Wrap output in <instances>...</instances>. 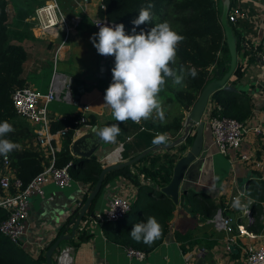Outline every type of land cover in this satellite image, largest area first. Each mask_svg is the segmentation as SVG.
<instances>
[{"label":"crops","instance_id":"obj_1","mask_svg":"<svg viewBox=\"0 0 264 264\" xmlns=\"http://www.w3.org/2000/svg\"><path fill=\"white\" fill-rule=\"evenodd\" d=\"M67 3L74 7L73 0ZM235 4L243 7L246 16L241 22L242 25L236 26L235 30L242 45L238 53L237 66L240 65L243 73L233 86L237 92L246 93L252 103V114L245 122L249 130L244 133L239 149L240 153L248 154L257 152L261 144V137L254 135L250 128L258 126L264 133V0H236ZM97 6L98 1L91 0L88 16L82 17L81 25L76 33L69 38L66 46L61 48L56 66L57 71L72 77V94L78 104L68 105L67 102L53 101L48 105V116L58 119L81 114L84 112L83 106H87L88 109L84 113L86 116H92L94 123L81 127L74 134L72 141L86 137L84 145L87 147L97 145L93 157L101 168L123 163L144 151L158 154L167 152L175 154L177 158L184 155L190 145L183 151H178L177 145L156 151L151 150L154 146H148L149 140L154 139L158 133L153 128L159 121L156 113L151 119L141 121L140 124L131 120L120 123L112 116L111 109L104 104L105 90L112 82L111 70L115 61L111 59L110 62L102 61L96 49L91 54L87 53L89 38L86 31L89 28L92 36L95 33L90 19L97 15ZM10 9L13 10L11 3ZM70 9L72 10L70 13L68 9L65 11L67 16L76 13V8ZM32 32L34 39L24 43L28 49V60L24 69L27 73L28 86L45 92L53 74V52L61 39L59 37L57 40H51L40 36L36 28ZM128 33L130 35L133 31ZM70 44L73 46L70 47ZM75 48H78V51ZM232 77L234 79V76ZM54 102L61 106H51ZM166 108L168 106L163 104V112ZM188 111H184L185 116ZM15 120L28 125L37 135L36 138L45 134L40 125L20 115ZM148 122H152V129L149 128ZM111 124H119L121 128L115 143H105L93 133L94 128ZM181 131L175 137L169 133L170 139L166 144L177 138ZM193 133L195 128L189 134ZM38 143L36 139L34 144L48 157L47 150L38 146ZM52 144L56 152L61 150L63 136L55 137ZM71 144L70 154L72 155ZM79 145L83 146L82 143ZM232 158H235V154L223 155L216 150L205 121L200 155L182 179L190 190L187 193L180 191L163 238L151 250L144 251L146 253L144 259L129 260L124 246L113 237L107 236L108 233H103L100 221L95 220L86 225L88 239L80 241L81 231L76 229L72 238L64 240L67 241L66 244L60 246L62 241L59 243L53 254V264L55 255L67 246L74 249V264H241L243 250L247 245H259L264 242V193H262L264 180L255 179L254 172L244 162L233 161ZM138 161L133 162L129 168L124 167L129 170L128 174L113 172L114 174L109 175L99 195L91 204V211L99 214L102 208L106 211L113 196H121L131 205L156 197L151 187L154 182L140 173V169L143 165H147V161ZM81 164L85 168L93 167L92 163L85 161ZM93 187L90 188L89 183H83L71 176L70 187L59 188L50 182L43 187L42 196H32L28 207L26 230L21 240V250L34 258L40 254L44 257L46 249L60 235H72L73 215L80 208L83 197H87ZM204 195L208 196L216 206L209 217L207 212H205L207 217L204 216V209L199 207L200 203L190 202L191 209L194 210H190V204L186 203L189 197L200 199ZM238 195L245 203L249 199L252 201L247 212L237 211L231 206L233 199ZM219 207L223 208L224 213L231 218V222H234L233 224L230 222L231 232L218 231L209 222L210 217ZM129 211L128 214L131 213V217H128V214L125 216V218L128 217V221L132 220V216L139 214L135 205ZM249 215L252 216L251 219ZM125 218L119 222L125 221ZM239 227L246 233L239 235V229H241ZM230 237L235 239L236 244L232 249L227 250L226 245ZM73 242L76 245H73Z\"/></svg>","mask_w":264,"mask_h":264},{"label":"trees","instance_id":"obj_2","mask_svg":"<svg viewBox=\"0 0 264 264\" xmlns=\"http://www.w3.org/2000/svg\"><path fill=\"white\" fill-rule=\"evenodd\" d=\"M69 1L71 0H60V6L64 8L63 3ZM43 2L44 0H0V121L7 120L14 128V132L9 133L6 138L17 143L20 147L19 150L6 156L9 158L12 171L22 181L23 185H26L49 164V156H45L34 144L37 135L28 125L15 120V118L18 119L19 115L14 110L12 102L13 92L18 88L28 86L27 73L24 69L28 60V49L24 43L34 39V36L30 29L31 22L29 19L26 22L25 19L33 15L34 9ZM230 2V7L237 5L235 4L236 0H230ZM10 3L14 10L12 16H9ZM101 3L104 8H97V15L113 22L122 23L128 32H132L134 27L135 33H139L141 30L147 32L156 24L167 21L173 30L184 37L178 46L176 63L170 65L177 71L181 65L184 66L185 80L183 86H173L171 79L167 80L160 97L163 98V104L166 103L168 108L163 112L164 119L158 118L159 121L153 127L158 133L168 132L173 137L177 136L183 129L184 111H188L192 107L199 93L210 80L222 76L228 68L230 56L219 20L221 0H101ZM148 3L154 5L151 9L153 19L149 23L138 27L134 26L131 23L132 20L138 17L141 7H147ZM240 12L242 15L238 16L237 22L229 23L236 36V26L242 25L241 22L246 18L241 6ZM239 41L240 38L238 37V53L242 48ZM192 68H195L197 72L195 78L187 75L188 70ZM216 72H218V76H216ZM242 73L243 71L238 65L233 74L234 79L230 81L232 85L241 78ZM209 103L211 115L228 116L241 123H245L252 114V103L247 94L242 91L219 90L211 95ZM48 120L50 132L54 133L66 129L63 135L62 148L55 152L54 165L62 167L71 161L72 164L68 166L69 174L74 179L89 183L90 188H92L102 168L95 159L91 162L86 161V159H75L70 154V144L75 130L93 124V117L87 116L86 120L81 122L80 114L77 113L58 119L48 116ZM151 124L152 122H148L150 129H152ZM194 134H189L183 143L177 145V150L186 149L191 144ZM148 146H156L153 144V139L149 140ZM3 157L4 155H0V172L2 171ZM176 159L175 154L167 152L158 154L149 151L138 161H147V165L142 166L140 173L157 186H163L170 180L171 170ZM83 161L92 163L93 167L85 168L81 164ZM113 172L128 174L129 170L121 168L105 174L101 189L107 182L109 175L114 174ZM134 178L136 177L134 176ZM152 193L156 195L155 198L144 199L142 202L139 201V203L131 205V209L135 205L139 212L137 217L132 220L123 221L124 223L117 228H115L116 222L105 219L100 221L103 233H108L107 236L113 237L124 248L130 247L145 252L151 250L163 238L175 208L169 197L155 189ZM85 199L86 196L83 197L82 203ZM191 201L200 203V209H204V213L207 212L208 217L216 208L214 202L206 195L200 199L189 197L186 203L190 204ZM191 206L192 204H190V210H194L191 209ZM6 216L7 212L0 209V221ZM88 216L89 213L84 218ZM150 216L155 217L161 224V238L151 245L132 239L129 232L133 225L146 222ZM88 238L86 229L81 231L79 234L80 241ZM73 245L76 244L73 242ZM44 262L45 258L42 254L36 258L29 256L21 250L19 245L11 242L8 237L0 232V264H44Z\"/></svg>","mask_w":264,"mask_h":264},{"label":"built area","instance_id":"obj_3","mask_svg":"<svg viewBox=\"0 0 264 264\" xmlns=\"http://www.w3.org/2000/svg\"><path fill=\"white\" fill-rule=\"evenodd\" d=\"M98 1L97 8H104L101 0ZM76 13L72 16H67L59 0H44L43 4L34 9V14L28 19L31 22V31L35 28L40 36H45L51 40H57L60 37V43L56 46L53 52V74L49 85L45 92L36 90L31 86H24L16 89L12 94L13 107L16 113L33 123L40 125L45 131L44 135L37 137L38 146L44 147L49 153V164L42 171L37 173L26 185L16 177L10 167L8 156L2 159V171L0 172V209L7 212L5 219L0 221V232L9 238V240L17 245H21V240L26 230V220L28 216V207L32 196H42L43 187L52 182L59 188L70 187L71 176L69 174L68 162L62 167L54 165L55 149L52 141L55 137L64 135L66 129L49 131L48 120V105L53 101H64L68 104L77 105L78 102L72 94L73 79L71 76L57 71L56 66L60 58L61 48H64L71 36L76 33L82 22V17L88 16V7L91 0H73ZM240 12V6L237 4L230 7L227 15L228 23L237 22ZM92 27L97 33L99 26L97 23L106 26H114L120 24L107 20L98 15L90 19ZM126 31V29H125ZM33 33V32H32ZM112 56H102L103 61H108ZM208 105L204 114L211 137L212 144L216 150L223 154L231 156L235 154L233 161L244 162L253 172L255 179L264 180V133L257 127H251V131L256 136L261 137V144L257 152L240 153L244 133L249 130L246 123L238 122L228 116L211 115ZM88 109L83 106L84 112ZM80 114V121L84 122L87 118L85 113ZM79 129L75 130V134ZM130 209V203L121 196H113L107 206L104 215L98 213L97 217L88 216L82 219L78 224V230L83 231L86 225L95 220L102 221L105 216L113 222H118L126 216ZM250 218V217H249ZM251 219V218H250ZM209 222L218 231L231 232V218L224 213V209L219 207L216 209ZM241 228V227H239ZM239 235L246 233L244 229H239ZM236 244L235 239L230 237L226 249L230 250ZM126 256L129 260H142L145 258L144 251L126 247ZM54 264H74V249L71 246L62 248L54 257ZM228 264V263H223ZM241 264H264V242L259 245H247L243 250V258Z\"/></svg>","mask_w":264,"mask_h":264},{"label":"clouds","instance_id":"obj_4","mask_svg":"<svg viewBox=\"0 0 264 264\" xmlns=\"http://www.w3.org/2000/svg\"><path fill=\"white\" fill-rule=\"evenodd\" d=\"M153 7L151 3L147 7H141L138 17L131 23L136 27L149 23L153 19ZM97 25L99 31L90 40L99 55L113 56L115 61L111 70L112 82L104 95V104L111 109L114 119L120 123L131 120L140 124L156 113L163 120V100L160 93L167 80L171 79L173 86H183L185 80L183 65L178 71L170 66L176 63L178 46L184 37L173 30L167 21L156 24L147 32L141 30L132 35L126 34L122 23L114 26ZM132 31L135 33V27ZM187 75L195 78V68L188 70ZM12 132V124L7 120L0 121V155L6 156L19 150L17 143L6 138ZM93 133L105 143H115L121 128L119 124H111L94 128ZM169 139V133H157L153 144L163 145ZM251 202L250 199L243 202L238 195L231 206L237 211L247 212ZM129 234L137 242L151 245L161 238L162 226L155 217L150 216L146 222L134 224Z\"/></svg>","mask_w":264,"mask_h":264},{"label":"water","instance_id":"obj_5","mask_svg":"<svg viewBox=\"0 0 264 264\" xmlns=\"http://www.w3.org/2000/svg\"><path fill=\"white\" fill-rule=\"evenodd\" d=\"M230 5H231L230 0H221V13L219 17L220 24L224 31L225 43L228 48L229 56H230L227 70L224 71L222 76L210 80L203 87L197 99L195 100L192 107L189 109L188 113L185 116L181 134L177 138H175L171 143L156 145L151 148L152 151H156L158 149L160 150L169 149L173 146L183 143L184 140L189 135V133L192 131V129L195 128L194 138L186 153L177 158L172 168V175L170 177L169 182L163 186H157L154 183L151 184V187H153V189L169 197L174 204L178 202L180 191H182L183 193H187L190 190L189 187L185 186L186 184L182 182V179L184 174H186L187 171L189 170L191 164L200 155L203 146V133L205 126L204 114L207 105L209 104L211 95L218 92L219 90L236 91V88L230 83V81H232V76L236 70L238 63V50H237L238 37L235 35L233 29L231 28L227 20V15L230 10ZM216 76H218V72H216ZM85 139L86 137L83 138L80 137L72 141L71 152L75 158L86 159V161L91 162L92 160H94L93 153L96 150L97 145H93L92 147H87L86 145H84ZM80 143H82L83 145L82 147L79 145ZM147 152L148 151H144L123 163L108 165L101 169V172L99 173L95 186L90 191L85 201L81 204L78 211H76L75 214L73 215L72 235L70 236L60 235L49 245V247L46 249L44 254L45 264H53V254L57 250L59 243L61 241L68 240L73 237L75 230L78 228V224L86 216L87 213H89L90 217L98 216V213H95L94 211L90 210V206L93 199L100 192L104 175L119 168H124V167L129 168V166L133 162L141 159L143 156H145ZM249 217L252 216L249 215ZM104 219L110 220L109 217L107 216H105ZM233 223L234 222H231V224Z\"/></svg>","mask_w":264,"mask_h":264},{"label":"rangeland","instance_id":"obj_6","mask_svg":"<svg viewBox=\"0 0 264 264\" xmlns=\"http://www.w3.org/2000/svg\"><path fill=\"white\" fill-rule=\"evenodd\" d=\"M63 7H64V8H62V9L64 10V12L68 9V13H70V12L72 11L70 8L75 9V8L73 7L72 4L67 3V2L63 3ZM13 14H14L13 10L10 9V11H9V16H10V15L12 16ZM68 15H70V14H68ZM25 20H26V22H28L27 18H26ZM85 25H88V24H85ZM79 32H80V31H79ZM125 32H126V34H129L128 31H125ZM86 33H87V36H88V38H89V40H88V45H87L86 49H87V53H88V54H91V53H93V51L95 50V47H94L93 43H92L91 40H90V37H92V35H91V31H90L89 28L87 29ZM132 34H136V33H131L130 35H132ZM72 46H73V45L70 44V47H72ZM72 50H73V49H72ZM75 50L78 51V48H75ZM69 51H70V50H69ZM111 60L114 61V57H113V56H112ZM109 62H110V61H109ZM102 66H103V65H102ZM29 81L31 82L32 80H29ZM162 100H163V98H162ZM61 102H64V101H61ZM165 104H166V103H165ZM68 105H69V104H68ZM51 106H59V107H60L61 104L54 102V103L51 104ZM55 186H56V185H55ZM56 187H58V186H56ZM65 188H68V187H65ZM193 188H195V186H194ZM191 193H195V192L191 191ZM104 213H105L104 208H102V209H101V214H104ZM128 217H131V213L128 214ZM128 217L125 218L126 221H128ZM135 217H136V216H132V219L135 218ZM122 222H123V221H121V222H119V221L116 222V224H115V228H117L118 226H120V225L122 224ZM66 242H67V241H62L61 244H60V246H63L64 244H66Z\"/></svg>","mask_w":264,"mask_h":264}]
</instances>
